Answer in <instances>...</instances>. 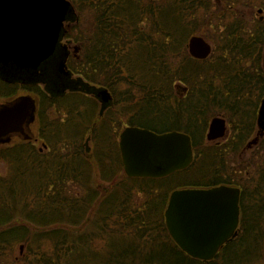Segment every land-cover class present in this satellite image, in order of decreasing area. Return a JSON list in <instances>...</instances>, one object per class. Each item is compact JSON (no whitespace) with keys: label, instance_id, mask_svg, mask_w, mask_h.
<instances>
[{"label":"trees","instance_id":"trees-1","mask_svg":"<svg viewBox=\"0 0 264 264\" xmlns=\"http://www.w3.org/2000/svg\"><path fill=\"white\" fill-rule=\"evenodd\" d=\"M73 1L90 18L68 31L82 44V59L68 62L75 88L31 89L47 147L0 146V264H18L19 244L21 264H264V136L247 147L264 99V17L247 23L229 9L243 0H222L219 14L213 0ZM194 35L213 41L210 58L190 55ZM102 88L113 102L100 114ZM20 89L0 78V101ZM218 115L230 134L209 142ZM126 125L189 134L193 164L166 178L128 176ZM220 184L242 189V231L205 262L176 244L165 211L175 189Z\"/></svg>","mask_w":264,"mask_h":264},{"label":"water","instance_id":"water-1","mask_svg":"<svg viewBox=\"0 0 264 264\" xmlns=\"http://www.w3.org/2000/svg\"><path fill=\"white\" fill-rule=\"evenodd\" d=\"M74 12L71 0H0V78L7 82L19 80L26 74L37 73L50 62L60 50L65 22ZM188 49L199 60L208 59L214 51L213 45L201 35L190 39ZM59 72L69 77L65 61H60ZM51 88L63 90L61 86ZM97 96L104 106L113 102V95L106 88L100 89ZM36 114L37 101L31 95L1 100L0 143L6 142L13 132H25V125L35 120ZM257 125L258 137L248 143V148L264 136V99ZM227 134L226 118L214 117L207 140L216 141ZM120 150L125 173L130 177L165 178L187 169L195 160L192 137L180 131L158 133L127 126L120 136ZM241 198L242 189L238 185L175 189L165 211L171 237L190 257L205 262L214 260L224 244L238 235Z\"/></svg>","mask_w":264,"mask_h":264},{"label":"flooded vegetation","instance_id":"flooded-vegetation-1","mask_svg":"<svg viewBox=\"0 0 264 264\" xmlns=\"http://www.w3.org/2000/svg\"><path fill=\"white\" fill-rule=\"evenodd\" d=\"M79 16H80V13L77 11V9L75 7L74 14L71 15L68 18V20L65 22V33L62 36V39L60 41V50L58 51L57 55L50 62L46 63L43 66V68H41V70H39L37 73L26 74V75L22 76V79L9 82V83L19 84L21 89L14 96L9 97L7 100H14V99H16L20 96H23V95H31L37 101V114H36L35 120L28 121L27 124L25 125V132L18 131V132L11 133L7 137V141L1 142L0 146H6V147L7 146H14V145H17L21 142H34L37 145L38 142H41L42 143L41 150H43L47 147L44 140H42V138H40V136H39V134H40V120H39L40 97L35 91H32L31 89L34 87H39V88H41V89H43L49 93V90L51 89V87L61 86L63 89V92L66 93L68 91V89L75 88V84L73 82H74V80H76L78 78V76L70 69L68 62L73 61V59H75V60L82 59V44L80 42H76L75 40L69 38L68 37V31L70 29L74 28V26L80 24ZM60 61L66 62V71L70 72V75L68 78L63 76V74H61L59 72ZM28 75H30V76L28 78H26ZM178 92H179L180 96L183 97L186 94L187 89L185 88L182 91L180 89H178ZM97 95H98V93H97ZM99 101H100V109H101L100 114H103L104 110H106L108 107H110L112 103L108 106H104L103 103L101 102L100 98H99ZM227 123H228V120H227ZM127 126H130V125H126L123 127V129L120 132V136H121V133L123 132V130ZM209 126H210V124H209ZM229 126L230 125L228 123V134L225 138H221V139H218L216 141H209V142H221L223 140H226L230 134V127ZM207 132H208V130H207ZM27 135H29L31 138H26ZM257 135H258V133H257ZM257 135L252 137L248 142L256 139L258 137ZM120 136H119V144H120ZM206 137H207V135H206ZM260 140H261V138H259L258 142H260ZM241 213H242V209H241ZM241 220H242V215H241ZM241 220H240L238 235L235 238L231 239L229 242L225 243L224 246L220 249L219 253L222 252L228 245H230L232 242H234L239 237V235L242 231Z\"/></svg>","mask_w":264,"mask_h":264},{"label":"rangeland","instance_id":"rangeland-1","mask_svg":"<svg viewBox=\"0 0 264 264\" xmlns=\"http://www.w3.org/2000/svg\"><path fill=\"white\" fill-rule=\"evenodd\" d=\"M71 1L73 2L74 6H75L74 1L73 0H71ZM213 1L215 3L214 12L216 14H219L221 12V9H223L226 5H225V3L222 2V0H213ZM261 3L262 2L260 0H243L241 3L238 2L235 5H233L232 8H229V9L232 10V12H234V13L236 12L237 15H239V16H244L245 17L244 19H245V21L247 23H249V22H253L254 23L255 21L258 20V18L261 19V18L264 17V4L262 6ZM76 9L80 13V16L83 15L82 17L79 16V22L80 23L89 24L88 22H89L90 18L86 14L87 11L85 10L83 12H80L77 7H76ZM216 21H217V19L214 21V23ZM78 25H80V24H78ZM78 25L74 26V28L78 27ZM205 31H206L207 34H209V28H206ZM206 39H207V41H209L213 45L214 50H215V45H214L213 41L210 40L209 38H206ZM179 89L182 90L181 86L179 87ZM218 116H222V115H218ZM215 117H217V116H215ZM222 117H224V116H222ZM37 145L40 148L42 147V143L41 142H38ZM244 157L245 156L240 157V160H243ZM0 169H1V171L3 173L7 172V166L5 164H1L0 165ZM246 171H247V175H249V168ZM22 245L24 246L23 250L21 249ZM11 253L13 254L14 257H16V262H18V264H21V261L18 260V259H20L21 257L25 256V254H26L25 245L24 244L17 245L15 250H13Z\"/></svg>","mask_w":264,"mask_h":264},{"label":"bare ground","instance_id":"bare-ground-1","mask_svg":"<svg viewBox=\"0 0 264 264\" xmlns=\"http://www.w3.org/2000/svg\"><path fill=\"white\" fill-rule=\"evenodd\" d=\"M205 38V37H204ZM206 39V38H205ZM207 40V39H206Z\"/></svg>","mask_w":264,"mask_h":264}]
</instances>
